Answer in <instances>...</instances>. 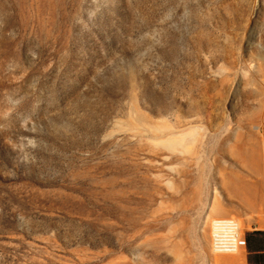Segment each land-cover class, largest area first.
Wrapping results in <instances>:
<instances>
[{
	"label": "rangeland",
	"instance_id": "1",
	"mask_svg": "<svg viewBox=\"0 0 264 264\" xmlns=\"http://www.w3.org/2000/svg\"><path fill=\"white\" fill-rule=\"evenodd\" d=\"M263 69L264 0H0V264H213L214 219L264 232Z\"/></svg>",
	"mask_w": 264,
	"mask_h": 264
},
{
	"label": "built area",
	"instance_id": "2",
	"mask_svg": "<svg viewBox=\"0 0 264 264\" xmlns=\"http://www.w3.org/2000/svg\"><path fill=\"white\" fill-rule=\"evenodd\" d=\"M210 245L215 253H236L245 249L247 242L237 220L227 217L211 222Z\"/></svg>",
	"mask_w": 264,
	"mask_h": 264
},
{
	"label": "bare ground",
	"instance_id": "3",
	"mask_svg": "<svg viewBox=\"0 0 264 264\" xmlns=\"http://www.w3.org/2000/svg\"><path fill=\"white\" fill-rule=\"evenodd\" d=\"M211 34H210V39H209V50H208V65H209V73H210V78L208 79V90L210 92H214L216 90V80H214L213 76L216 75L218 77H222L221 82H223V70L224 67L222 65H217L216 62L217 57L215 54V49L214 45L211 43ZM221 58V57H219ZM263 97V96H262ZM264 108V104H263ZM264 114V112L262 113ZM165 144L171 148L172 143L169 141H165ZM253 161V160H252ZM245 192V191H244ZM244 195L248 194L247 192L243 193ZM252 207H255L252 205ZM256 208H259L258 206ZM262 208V207H261ZM239 227L241 228V221L239 222L237 220ZM242 230V228H241ZM215 253V252H213ZM237 253V252H236ZM213 264H242V258L240 256L236 255H231L229 253H216L214 256H212Z\"/></svg>",
	"mask_w": 264,
	"mask_h": 264
},
{
	"label": "trees",
	"instance_id": "4",
	"mask_svg": "<svg viewBox=\"0 0 264 264\" xmlns=\"http://www.w3.org/2000/svg\"><path fill=\"white\" fill-rule=\"evenodd\" d=\"M248 264H264V232L254 231L247 237Z\"/></svg>",
	"mask_w": 264,
	"mask_h": 264
},
{
	"label": "crops",
	"instance_id": "5",
	"mask_svg": "<svg viewBox=\"0 0 264 264\" xmlns=\"http://www.w3.org/2000/svg\"><path fill=\"white\" fill-rule=\"evenodd\" d=\"M263 70H262V72H263ZM260 72H261V69H260ZM259 83H260L259 94L262 95V93H263V91H262V83H263V81L261 80V78H260V82Z\"/></svg>",
	"mask_w": 264,
	"mask_h": 264
}]
</instances>
